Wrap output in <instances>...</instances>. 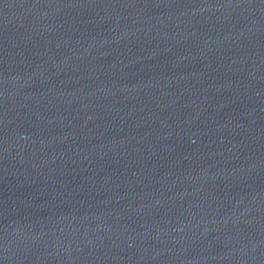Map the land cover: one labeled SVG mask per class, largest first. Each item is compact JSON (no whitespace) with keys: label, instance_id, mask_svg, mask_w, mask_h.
Returning <instances> with one entry per match:
<instances>
[{"label":"water","instance_id":"water-1","mask_svg":"<svg viewBox=\"0 0 264 264\" xmlns=\"http://www.w3.org/2000/svg\"><path fill=\"white\" fill-rule=\"evenodd\" d=\"M0 264H264V0H0Z\"/></svg>","mask_w":264,"mask_h":264}]
</instances>
